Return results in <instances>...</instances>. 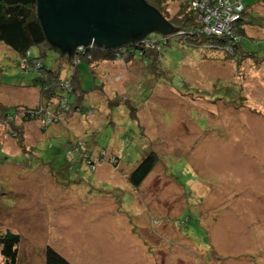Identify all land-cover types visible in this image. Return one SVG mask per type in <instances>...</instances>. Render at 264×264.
<instances>
[{
    "label": "rangeland",
    "instance_id": "1",
    "mask_svg": "<svg viewBox=\"0 0 264 264\" xmlns=\"http://www.w3.org/2000/svg\"><path fill=\"white\" fill-rule=\"evenodd\" d=\"M252 9L264 14V3ZM252 38L240 49L254 55L235 60L172 38L153 69L147 57L99 69L81 62L80 104L93 113L47 132L28 123L30 154L0 125V231L21 234L17 264H46L49 246L72 264H264V38ZM31 49L71 78L56 49ZM20 60L0 42V102L36 106L38 72ZM77 139L105 157L95 170L66 164ZM150 150L158 165L135 188L126 177Z\"/></svg>",
    "mask_w": 264,
    "mask_h": 264
},
{
    "label": "trees",
    "instance_id": "2",
    "mask_svg": "<svg viewBox=\"0 0 264 264\" xmlns=\"http://www.w3.org/2000/svg\"><path fill=\"white\" fill-rule=\"evenodd\" d=\"M146 1L158 9L173 25L175 28L173 33L165 34L152 31L145 38L132 41L120 47L105 48L94 45L87 46L84 52L77 51L76 48L73 53H70L59 49L49 42L38 16L37 0H0V42L9 46L20 55V65L28 58L30 63L39 62L41 64L38 68L31 67L29 69V71L38 72L32 79L31 85L39 91L40 104L36 106L26 104L5 106L0 102V125L4 124L5 126L3 128V138H13L25 153L30 154L35 147L33 145H26L27 138L25 131L28 123L40 121L43 124L41 131L47 132L55 123H60L63 120L68 123L73 115H78L79 112L84 114V109L87 110L88 108L83 107L80 101L84 98L85 91L82 89L79 78H77L81 62L85 61L92 68L99 69L101 68L102 62L105 61L130 64L139 62L137 61L139 59H136V57L140 59L147 57L154 63L151 64L153 69L157 66L156 62L160 61L164 47L166 48V46L168 47L171 44L172 38L178 39V42L182 44L201 48L204 51V57H207V53L210 52L218 53L222 57L228 56L235 60L236 57L249 58L254 55L240 49L242 37L250 36L252 38L256 36L258 38H264V32L260 30H264V14L252 9L256 8L259 3H264V0H259L250 6L244 3L245 0H231L233 2L235 1L231 13H235L234 8L239 2L242 5V11L236 18V22L233 25L229 23V27L223 30L221 34L205 31V27L212 26L214 21L206 23L202 16L207 14V8L218 6L220 2L225 6L226 3H224V0H208L206 2H203V0ZM195 2H198L199 6L195 5ZM172 6H176L177 9L173 11L171 9ZM222 9L223 7L221 6L220 10ZM256 26L259 29L254 30ZM33 46H49L50 48L56 49L70 63V67L74 68L71 78H65L61 70L47 69V66L39 57L32 56L31 48ZM237 62L239 63L241 61L237 60ZM247 62L245 61L244 64L240 65L244 67ZM67 84L69 87H67ZM95 86L103 91L105 83L96 84ZM72 94H76V102L71 101ZM239 96L241 101H243L245 96L242 93ZM87 111L85 113L86 115L93 113L92 109ZM0 142L3 143L2 137H0ZM82 144L85 145V142L81 139L68 143L66 146L68 158L66 164L73 168L77 164L86 163L91 169L95 170L101 160L105 158L103 155L105 151L100 152L99 155L104 157L100 160L94 154L95 152L90 150L91 148L87 145L83 148ZM72 150L77 153V157L73 156ZM108 160L114 163L116 167L121 164L119 163L121 158L118 155L109 156ZM157 165L158 153L155 150H150L142 156L137 166L128 172L126 179L133 187L138 188ZM21 241L22 236L19 233L9 229L5 232L0 231V254L2 256L0 264L18 263L19 244ZM258 257H260L259 254ZM256 263L262 264L261 261ZM46 264L72 263L57 250L49 246L46 248Z\"/></svg>",
    "mask_w": 264,
    "mask_h": 264
},
{
    "label": "water",
    "instance_id": "3",
    "mask_svg": "<svg viewBox=\"0 0 264 264\" xmlns=\"http://www.w3.org/2000/svg\"><path fill=\"white\" fill-rule=\"evenodd\" d=\"M50 43L73 53L78 46L116 48L150 32L173 33L167 18L146 0H37Z\"/></svg>",
    "mask_w": 264,
    "mask_h": 264
},
{
    "label": "built area",
    "instance_id": "4",
    "mask_svg": "<svg viewBox=\"0 0 264 264\" xmlns=\"http://www.w3.org/2000/svg\"><path fill=\"white\" fill-rule=\"evenodd\" d=\"M206 1H208V0H203V2H206ZM224 1H225L224 3H226L225 6H223L221 4V2H220L219 3L220 5H218V6H214V7H211V8H207V14L204 15V16H202L203 17V20L206 23H209L211 21H214V24L212 26L211 25L206 26L205 27V29H206L205 31L215 32L216 34H221L223 32V30H225V29H227L229 27L228 24L230 22H232L233 20H235L240 15V13H238V11L236 10V8L237 7H241L242 8L241 3L237 4V6H235V8H234L235 13H231V10L233 9V4L235 3V1L233 3L231 2V0H224ZM198 4H199L198 2H195V5H198ZM221 6L223 7L222 10H220L221 9ZM232 16L234 18L232 20H229ZM89 46H94V45H89ZM86 48L87 47H84L83 45L82 46H78L77 47V51L84 52V50ZM40 66H41V64L39 62H37V63L36 62L30 63L29 62V58L26 59L25 61H23L22 65H21V67L23 68L24 71H29V69L31 67L38 68ZM67 87H69L68 84H67Z\"/></svg>",
    "mask_w": 264,
    "mask_h": 264
},
{
    "label": "bare ground",
    "instance_id": "5",
    "mask_svg": "<svg viewBox=\"0 0 264 264\" xmlns=\"http://www.w3.org/2000/svg\"><path fill=\"white\" fill-rule=\"evenodd\" d=\"M240 3V2H239Z\"/></svg>",
    "mask_w": 264,
    "mask_h": 264
},
{
    "label": "crops",
    "instance_id": "6",
    "mask_svg": "<svg viewBox=\"0 0 264 264\" xmlns=\"http://www.w3.org/2000/svg\"><path fill=\"white\" fill-rule=\"evenodd\" d=\"M71 121V120H70Z\"/></svg>",
    "mask_w": 264,
    "mask_h": 264
}]
</instances>
